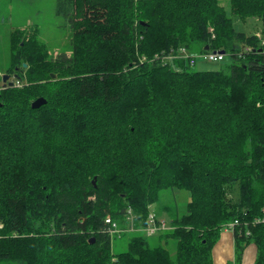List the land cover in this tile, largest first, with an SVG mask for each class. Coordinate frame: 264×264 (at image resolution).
I'll return each instance as SVG.
<instances>
[{
	"label": "trees",
	"instance_id": "1",
	"mask_svg": "<svg viewBox=\"0 0 264 264\" xmlns=\"http://www.w3.org/2000/svg\"><path fill=\"white\" fill-rule=\"evenodd\" d=\"M56 13L73 53L31 37L12 51L14 85L0 77V261L214 264L227 229L229 264L250 244L264 264V0H57ZM234 16L258 19L260 35ZM180 47L232 62L192 70L168 57ZM175 189L187 211L151 245L142 229ZM107 216L136 232L126 251Z\"/></svg>",
	"mask_w": 264,
	"mask_h": 264
},
{
	"label": "rangeland",
	"instance_id": "2",
	"mask_svg": "<svg viewBox=\"0 0 264 264\" xmlns=\"http://www.w3.org/2000/svg\"><path fill=\"white\" fill-rule=\"evenodd\" d=\"M223 4L226 5V1ZM56 9L57 0H0V77L2 79L5 75H11L8 81H14L13 73L8 72L12 51L18 50L19 45L24 46L31 37L44 43L51 57L61 53H73L72 29L63 16L57 15ZM233 18L237 31L260 35L262 23L258 19L250 18L244 22L236 16ZM231 62L229 55L219 62L198 58L192 70L226 69ZM53 76L56 77L55 74ZM25 82L24 80L19 82L18 86H22ZM189 202L190 194L186 190H165L153 206V211H158L162 219L170 224L171 219L177 214L186 213ZM120 227L123 228L124 225L120 224ZM135 234L136 232H122L114 235L113 251L116 254L126 251L130 238ZM149 241L154 245L157 239L151 237ZM0 264L15 263L0 261Z\"/></svg>",
	"mask_w": 264,
	"mask_h": 264
},
{
	"label": "built area",
	"instance_id": "3",
	"mask_svg": "<svg viewBox=\"0 0 264 264\" xmlns=\"http://www.w3.org/2000/svg\"><path fill=\"white\" fill-rule=\"evenodd\" d=\"M227 56V53L223 54L220 52V50L216 51H207L205 53H196L193 51H190L187 47H180L176 52H172L168 57L169 58H185L190 60L191 64H195L198 58H203L206 61H213V62H219L223 61ZM131 212V211H129ZM129 221L131 222L130 227L128 230L130 231H136L137 228H135L133 224V217L129 216ZM106 225L108 226L107 231L110 234H117L122 231V229L119 227V224L117 221L113 220L111 216H107L105 220ZM234 224H231L229 228H233ZM172 227L168 225V223L161 219H157V215L154 212H151L148 217V226L143 228L142 231L149 237L161 232L170 230Z\"/></svg>",
	"mask_w": 264,
	"mask_h": 264
},
{
	"label": "crops",
	"instance_id": "4",
	"mask_svg": "<svg viewBox=\"0 0 264 264\" xmlns=\"http://www.w3.org/2000/svg\"><path fill=\"white\" fill-rule=\"evenodd\" d=\"M257 256V247L250 244L244 253L242 264H254ZM235 261V236L233 231L223 230L219 241L213 248L214 264H229Z\"/></svg>",
	"mask_w": 264,
	"mask_h": 264
},
{
	"label": "water",
	"instance_id": "5",
	"mask_svg": "<svg viewBox=\"0 0 264 264\" xmlns=\"http://www.w3.org/2000/svg\"><path fill=\"white\" fill-rule=\"evenodd\" d=\"M207 50H209V47L206 48ZM221 53L225 54L226 52L224 50H221L220 51ZM24 66H26V64H24ZM54 77V76H53ZM10 76L9 75H5L3 77V81L4 83H7L8 80H9ZM9 85L10 86H13L14 85V82H9ZM47 103L46 99H44L43 97L41 98H38L37 100H35L33 103H32V108H40L41 106L45 105ZM95 242V239H93L91 241V243H94Z\"/></svg>",
	"mask_w": 264,
	"mask_h": 264
}]
</instances>
